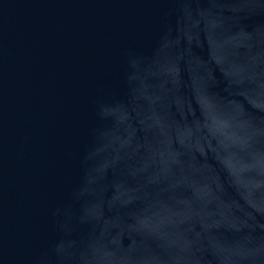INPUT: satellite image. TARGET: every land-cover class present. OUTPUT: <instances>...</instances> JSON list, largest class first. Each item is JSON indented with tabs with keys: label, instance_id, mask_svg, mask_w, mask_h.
<instances>
[{
	"label": "water",
	"instance_id": "obj_1",
	"mask_svg": "<svg viewBox=\"0 0 264 264\" xmlns=\"http://www.w3.org/2000/svg\"><path fill=\"white\" fill-rule=\"evenodd\" d=\"M0 264H264V0H0Z\"/></svg>",
	"mask_w": 264,
	"mask_h": 264
}]
</instances>
